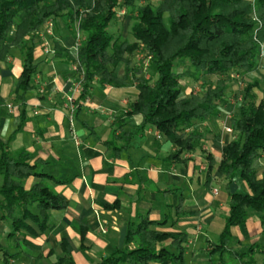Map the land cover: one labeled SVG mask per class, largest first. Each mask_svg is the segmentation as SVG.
Returning a JSON list of instances; mask_svg holds the SVG:
<instances>
[{"label": "trees", "instance_id": "1", "mask_svg": "<svg viewBox=\"0 0 264 264\" xmlns=\"http://www.w3.org/2000/svg\"><path fill=\"white\" fill-rule=\"evenodd\" d=\"M138 0H0V61L11 47L22 57L18 84L23 93L30 90L37 72L33 53L37 33L49 22L65 18L75 41L80 33L76 71L82 77V94L88 92L95 78L113 87L128 86L137 91L129 115L141 117L140 128L153 126L176 148L169 161H179L183 153L193 151L201 141V132L192 127L210 120L222 103L228 89L230 72L249 75L258 72L260 47L264 45V0H162L157 7L139 6L130 32L133 42L112 32L111 26L121 9H132ZM143 46L156 79L149 83L142 71L129 59ZM57 50V47L55 48ZM123 65L124 76L116 69ZM174 68L182 69L181 73ZM192 77L215 76V84L201 96H184L180 81ZM255 80L244 87V100L235 118L230 121L237 138L222 148V160L215 168L209 158L206 182L224 178L228 192V216L220 234L217 250L238 257L242 264H252L233 251L231 228L247 220V210L264 213V171L260 178L253 162L264 154V97L256 104ZM130 133L127 139H130ZM12 137L0 140V222L7 225L10 253L0 245L2 261L11 264L17 255L39 251L28 237L35 238L51 229L49 211H62L66 199L54 192L46 180L35 173L31 155L25 150L12 151ZM127 143V141H126ZM125 143V146L127 145ZM104 144H108L104 142ZM36 176L39 181L29 189L26 181ZM238 177L248 193H231L229 185ZM57 183H66L58 181ZM117 206V204H115ZM181 211V203L176 207ZM161 225L141 217L138 223L126 224L122 247L97 264H150L175 262L183 254L186 235H172L156 230ZM83 238V237H82ZM174 247L177 253L170 252ZM64 257L53 264H74L60 243ZM41 257V253H39Z\"/></svg>", "mask_w": 264, "mask_h": 264}, {"label": "crops", "instance_id": "2", "mask_svg": "<svg viewBox=\"0 0 264 264\" xmlns=\"http://www.w3.org/2000/svg\"><path fill=\"white\" fill-rule=\"evenodd\" d=\"M46 30L45 25L37 33L33 53L37 72L26 93L18 84L19 49L11 47L0 61V140L12 137V151L29 153L31 164H36L34 172L51 178L46 180L48 185L66 199L67 207L48 212L50 230L28 237L40 252L27 251L10 263L53 264L64 257L60 243L65 242L74 264H97L118 249L122 226L147 216L161 223L157 231L187 236L179 260L150 264H242L238 257L215 247L229 212L226 181L213 177L206 182L209 158L216 168L223 146L235 140L237 133H223L218 122L211 120L198 124L186 131L201 132L196 148L170 162L176 148L153 126L140 128L139 115H129L138 95L130 80L128 86L113 87L95 78L82 94V77L73 61L78 44L68 21H53L50 36ZM116 74L124 76L122 64ZM252 168L260 178L264 157L256 159ZM38 181L30 177L25 188ZM229 191L248 193L238 177ZM180 203L181 211H177ZM247 215L243 225L231 228L230 245L237 256H245L244 261L264 264V213L248 209ZM9 231L0 225V245L14 254L6 239ZM169 250L177 253L174 247Z\"/></svg>", "mask_w": 264, "mask_h": 264}, {"label": "rangeland", "instance_id": "3", "mask_svg": "<svg viewBox=\"0 0 264 264\" xmlns=\"http://www.w3.org/2000/svg\"><path fill=\"white\" fill-rule=\"evenodd\" d=\"M162 0H138L132 9H121L118 11L116 19L113 21L111 31L120 34L130 42H133L131 36V26L135 21L136 11L139 6H145L147 4L157 7ZM252 1V0H250ZM53 22L47 24V30L44 32L46 35H52ZM82 35L78 36V40H81ZM132 66L142 71V76L149 82L153 83L156 79V73L149 65V59L146 56V52L143 46L139 45L137 51L129 57ZM259 68L258 72L249 75L243 74L239 71L230 72L228 78V89L225 93L222 103H220L216 114L210 119L211 121L218 122L217 128L223 133L233 134L230 128V121L236 117L239 107L244 100V87L253 82H258V88L253 89L255 103L258 104L264 97V45L260 47V54L258 56ZM174 72L181 73L182 69L174 68ZM193 72H190V78H185L180 81L183 95H197L201 96L204 91L215 84L218 79L215 76H200L197 80L192 77ZM204 127V126H203ZM199 125L198 128H202ZM0 225H6L0 223ZM7 226V225H6ZM49 261L40 262L38 264H48Z\"/></svg>", "mask_w": 264, "mask_h": 264}, {"label": "water", "instance_id": "4", "mask_svg": "<svg viewBox=\"0 0 264 264\" xmlns=\"http://www.w3.org/2000/svg\"><path fill=\"white\" fill-rule=\"evenodd\" d=\"M126 235V226H122L119 231V238H118V248L120 249L123 245L124 239Z\"/></svg>", "mask_w": 264, "mask_h": 264}, {"label": "built area", "instance_id": "5", "mask_svg": "<svg viewBox=\"0 0 264 264\" xmlns=\"http://www.w3.org/2000/svg\"><path fill=\"white\" fill-rule=\"evenodd\" d=\"M47 24H49V23H47ZM47 24H46V26H47ZM77 37H78V36H77ZM79 42H80V40L78 41V38H77V44H78V47H79ZM46 53H48V51H46ZM8 108H10V106H8ZM228 131L230 132V131H232V130H228ZM262 156L264 157V154H263ZM213 193H214V195H216V194H217V190H214Z\"/></svg>", "mask_w": 264, "mask_h": 264}]
</instances>
